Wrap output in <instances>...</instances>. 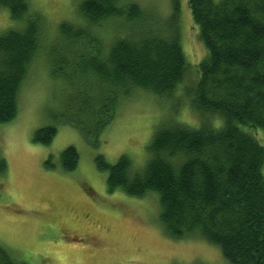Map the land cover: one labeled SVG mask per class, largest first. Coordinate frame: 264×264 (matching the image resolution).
I'll return each instance as SVG.
<instances>
[{"label": "trees", "instance_id": "trees-1", "mask_svg": "<svg viewBox=\"0 0 264 264\" xmlns=\"http://www.w3.org/2000/svg\"><path fill=\"white\" fill-rule=\"evenodd\" d=\"M171 4L165 19L129 0L79 5L83 23L59 27L58 42L71 57L48 66L61 86L60 111L53 115L55 125L36 131L34 142L50 145L56 125H67L99 148L123 103L137 91L169 100L181 91L199 126L175 119L163 123L144 171H134L127 156L110 164L97 155V168L108 174V191L137 199L156 195L159 221L170 238L206 241L229 264H264V146L256 136L264 134V0H189L207 51L199 80L191 85L185 81L189 61L181 42V0ZM2 9L25 27L0 35V125L17 118L31 63L45 48L30 0H0ZM111 21L121 23L122 35H105ZM79 162L75 147L61 153L63 171L74 172ZM46 167L55 168L51 158ZM7 170L0 158V176ZM0 264L26 263L0 246Z\"/></svg>", "mask_w": 264, "mask_h": 264}, {"label": "rangeland", "instance_id": "rangeland-1", "mask_svg": "<svg viewBox=\"0 0 264 264\" xmlns=\"http://www.w3.org/2000/svg\"><path fill=\"white\" fill-rule=\"evenodd\" d=\"M83 1L30 0L31 14L43 25L45 48L31 63L17 118L0 125V158L8 165L6 174L0 176V246L26 264H229L206 241L167 236L159 221L156 195L137 199L121 191L110 193L108 174L95 162L99 154L110 164L127 156L134 171H144L153 136L163 123L175 119L198 127L199 116L187 101H181V91L171 100L137 91L123 103L99 148H92L67 125H56L58 133L50 145L34 142L36 131L55 125L53 115L60 111L61 86L50 78L48 66L71 57L58 42L59 27L83 23L78 8ZM129 1L157 19L172 13L171 0ZM24 27L7 9L0 11V35ZM104 30L107 37L120 36L123 27L111 21ZM180 32L189 61L185 81L191 85L199 80L198 66L207 51L189 0H181ZM256 136L264 146L263 132ZM71 146L77 149L80 162L77 170L67 173L60 167V156ZM50 158L54 169L46 167Z\"/></svg>", "mask_w": 264, "mask_h": 264}, {"label": "bare ground", "instance_id": "bare-ground-1", "mask_svg": "<svg viewBox=\"0 0 264 264\" xmlns=\"http://www.w3.org/2000/svg\"><path fill=\"white\" fill-rule=\"evenodd\" d=\"M193 97V96H192ZM190 100V99H189ZM154 137V136H153Z\"/></svg>", "mask_w": 264, "mask_h": 264}]
</instances>
